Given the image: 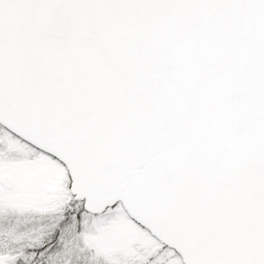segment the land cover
Masks as SVG:
<instances>
[{
    "label": "snow or ice",
    "instance_id": "6c2138e0",
    "mask_svg": "<svg viewBox=\"0 0 264 264\" xmlns=\"http://www.w3.org/2000/svg\"><path fill=\"white\" fill-rule=\"evenodd\" d=\"M0 264H264V0H0Z\"/></svg>",
    "mask_w": 264,
    "mask_h": 264
}]
</instances>
